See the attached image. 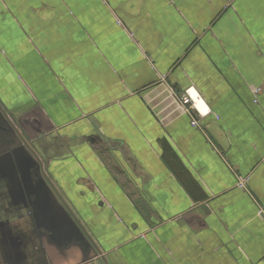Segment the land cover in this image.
Listing matches in <instances>:
<instances>
[{"label":"crops","instance_id":"0c3cea01","mask_svg":"<svg viewBox=\"0 0 264 264\" xmlns=\"http://www.w3.org/2000/svg\"><path fill=\"white\" fill-rule=\"evenodd\" d=\"M0 108V264H264V0H0Z\"/></svg>","mask_w":264,"mask_h":264},{"label":"built area","instance_id":"2783aa9c","mask_svg":"<svg viewBox=\"0 0 264 264\" xmlns=\"http://www.w3.org/2000/svg\"><path fill=\"white\" fill-rule=\"evenodd\" d=\"M253 92L255 95L254 101L258 102L259 101L258 97L263 92V87H255L253 89ZM182 100L184 104L190 106L192 112L197 113L196 115L193 116L195 119L191 121V124L194 126L197 125V121L199 118H203L212 113V109L209 107V105L204 103L203 97L198 91L196 92L191 91V88L185 90L184 93L182 94ZM248 180H249L248 176L244 178H240L237 183V186L241 189H244L246 187Z\"/></svg>","mask_w":264,"mask_h":264},{"label":"flooded vegetation","instance_id":"af4514ba","mask_svg":"<svg viewBox=\"0 0 264 264\" xmlns=\"http://www.w3.org/2000/svg\"><path fill=\"white\" fill-rule=\"evenodd\" d=\"M8 113V112H7ZM9 114V113H8ZM10 115V114H9ZM0 117L2 118V120H3V122H4V124H5V126L6 127H8L9 129H11V130H13L12 132H14L16 135H17V137L20 139V137H21V139H20V141H23L24 142V137H23V135L22 134H20V131H19V129L18 128H20L19 127V125H18V122L17 121H15V119H12V117H11V115H10V117L8 118V116L5 114V112L0 108ZM20 137H19V136ZM25 143V142H24Z\"/></svg>","mask_w":264,"mask_h":264}]
</instances>
